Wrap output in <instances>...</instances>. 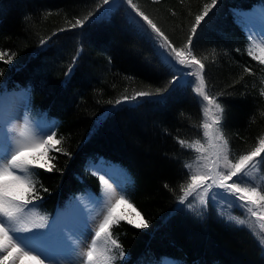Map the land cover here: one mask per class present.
<instances>
[{
    "label": "trees",
    "instance_id": "16d2710c",
    "mask_svg": "<svg viewBox=\"0 0 264 264\" xmlns=\"http://www.w3.org/2000/svg\"><path fill=\"white\" fill-rule=\"evenodd\" d=\"M137 2L181 46L195 15L209 0ZM256 4L264 0H218L195 45L210 61L215 50V62L207 65L208 83L214 93H225L219 99L223 129L237 154L250 150L264 132V65L247 55L250 38L232 10ZM108 7L103 0H0V50L16 53L11 63L0 61V94L27 89L31 107L56 122L57 138L64 137L60 147L71 153L50 154L55 157L53 172L37 169L39 182L48 189H40L42 200L37 203L53 214L77 193H98L99 175L88 164L103 157L131 175L130 202L150 222L148 228L137 229L122 221L114 229L127 254L124 264L156 263L164 256L186 264H264L254 235L218 215L211 201L202 217L178 204L179 185L187 177L183 164L194 153L182 149L176 138L202 136L197 127L202 105L194 86L164 99L109 103L135 91L162 88L173 73L127 10L114 8L103 15ZM89 11L95 15L84 27L52 36ZM48 36L50 41L41 45V38ZM245 67L252 73H245ZM234 81L239 83L233 86Z\"/></svg>",
    "mask_w": 264,
    "mask_h": 264
},
{
    "label": "snow or ice",
    "instance_id": "6c2138e0",
    "mask_svg": "<svg viewBox=\"0 0 264 264\" xmlns=\"http://www.w3.org/2000/svg\"><path fill=\"white\" fill-rule=\"evenodd\" d=\"M217 4L218 0L203 4L194 17L186 40L181 46H176L137 0H103V5L109 7L102 14L106 15L114 8H125L131 22L154 40L166 68L173 73L162 88L135 91L109 103L120 105L153 98L164 99L174 92L194 86L202 105L203 119L197 126L202 129V136L190 141L176 138L182 149L194 153L191 160L183 164L187 177L179 185L178 204L197 217L203 216L210 201L213 207L226 204L227 207L222 208L218 215L237 228H247L258 240L264 255V171L261 170L264 167V132L258 135L250 150L237 154L231 149L230 138L223 129L224 108L219 102L225 93H214L207 77L208 63L216 60L215 50L212 51L211 61L208 55L195 50L199 30ZM94 15L89 11L83 18L68 21L66 28L56 29L52 36L68 29L82 28ZM234 15L240 27L249 33L247 55L264 65V4L252 12L237 11ZM50 39L51 36L41 38L40 44L46 45ZM15 55L0 50V61L11 63ZM75 63L76 57L65 73V83ZM244 72L252 73V69L245 67ZM236 83L239 81H234L233 86ZM20 95L26 99L28 90H22ZM260 95L264 97V87L260 89ZM260 114L264 116V111ZM12 120L13 115L7 110L5 97L0 96V264L126 262L127 254L114 229L122 221L137 229L148 228L150 223L138 211L135 212L138 220L130 212L118 211L122 204L132 207L125 183L127 177L120 170L109 171L101 162L94 173H104L99 175L101 194L96 196L89 193L88 196L95 208L88 211L81 205L82 198L77 197L73 198L69 210L57 212L54 217L42 213L37 203L42 200L40 189L44 192L48 189L39 182L37 169L53 172L57 169L52 162L55 157L50 154L56 152L71 156V153L60 147L64 137L57 138L55 121H33L27 115L22 124H14ZM233 207L241 209L245 215H233Z\"/></svg>",
    "mask_w": 264,
    "mask_h": 264
},
{
    "label": "rangeland",
    "instance_id": "374dc122",
    "mask_svg": "<svg viewBox=\"0 0 264 264\" xmlns=\"http://www.w3.org/2000/svg\"><path fill=\"white\" fill-rule=\"evenodd\" d=\"M260 6L261 5H256L252 9H248V10H244V9H240V8H233L232 10L234 12L239 11V12H243V13H249V12H252L253 9L258 8ZM257 38H259V37H257ZM22 90H24V89H21V90H10V91L5 90L4 92H2L0 94V96H4L5 97L7 110L10 111L12 113V115H13L12 123H14V124H22L24 122L25 115H27L33 121H40V120L53 121V120H50V119L46 118V115H45L44 112L43 113H37L31 107V105L29 103V94H28L26 99L20 95ZM9 101H10V103H9ZM202 143H203V141H202ZM205 147H207L206 143H205ZM101 162H103V166L105 168L109 169V171L120 170L124 174V176L127 177V179L125 181L126 186L129 183H131L132 177H131V175L128 172H126L125 170L120 169L119 167H115V166L112 167V165H114V164L108 165V163L103 161V160H99L97 162H94V161L89 162L88 168L91 171H93L94 173H96V168H97V166L101 165ZM97 174L98 175H103L104 173L103 172H99ZM101 191H102V186H101L100 192L99 193H94V194L96 196H99L101 194ZM89 193L90 192H80V193H78L76 195L71 196L65 203H63L62 205L58 206L56 211L53 214H49L46 211H44L39 204H38L39 205L38 210L40 212H42V213H47L50 216L54 217L57 214V212H64L66 210H69L70 205L74 202L73 198L79 197V198H82L81 201H80L81 205L86 207L88 211H91L96 206L94 204H92V202L88 199ZM216 207L220 211L222 208H226L227 206H226V204L225 205L217 204ZM118 211L130 212V213H132L133 218H136L137 220L139 219L138 217H135V212L136 211L139 212V210L133 204H132L131 208H129L127 205L122 204V205H120V208L118 209ZM231 212L235 216L243 217L245 215V213L241 209L235 208V207H233L231 209ZM89 226L90 227L92 226L91 225V221H89ZM172 262H175V264H186L183 260L178 259V258H174V257H171V256H164L159 262H156V263H141V264H172ZM117 264H124V263L121 262V261H117Z\"/></svg>",
    "mask_w": 264,
    "mask_h": 264
},
{
    "label": "bare ground",
    "instance_id": "6f19581e",
    "mask_svg": "<svg viewBox=\"0 0 264 264\" xmlns=\"http://www.w3.org/2000/svg\"><path fill=\"white\" fill-rule=\"evenodd\" d=\"M232 9H233V8H232ZM247 34L249 35V33H247ZM110 164H111V165L114 164V165H112V167H113V166H115V167H118V166H119V167H120V165H119V164H116V163H110Z\"/></svg>",
    "mask_w": 264,
    "mask_h": 264
}]
</instances>
